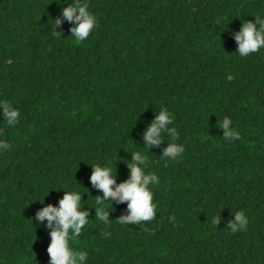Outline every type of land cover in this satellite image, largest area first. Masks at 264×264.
<instances>
[{
	"label": "trees",
	"instance_id": "obj_1",
	"mask_svg": "<svg viewBox=\"0 0 264 264\" xmlns=\"http://www.w3.org/2000/svg\"><path fill=\"white\" fill-rule=\"evenodd\" d=\"M75 2L0 0V101L20 113L8 126L0 108V264H50L51 229L35 215L65 191L89 213L69 240L82 264H264V47L241 56L235 40L264 19V0H80L96 18L81 42L74 22L53 27ZM162 108L184 148L175 160L162 156L167 131L144 141ZM225 117L241 139L223 138ZM136 151L159 180L155 218L121 224L127 202L109 200L105 224L94 165L118 185ZM241 210L247 229L233 233Z\"/></svg>",
	"mask_w": 264,
	"mask_h": 264
},
{
	"label": "clouds",
	"instance_id": "obj_2",
	"mask_svg": "<svg viewBox=\"0 0 264 264\" xmlns=\"http://www.w3.org/2000/svg\"><path fill=\"white\" fill-rule=\"evenodd\" d=\"M62 19L74 22L71 27V35L77 42L84 41L93 28L96 26V18L88 10L87 3H81L76 0L62 9V17L55 19L53 27L61 25ZM259 25V27H257ZM57 35H62L56 30ZM235 40L238 43L236 51L241 56H248L250 53L257 52L264 47V19L257 16L255 21L248 20L242 23L239 32L235 34ZM0 108L3 109V117L8 126L15 125L20 118L18 109L12 107L7 101H0ZM173 117L166 108H162L151 122L150 126L143 133L145 144L151 148L153 145H159L162 142L161 131H167L173 142L163 151V157L175 160L184 148L174 141L179 138V133L175 127L169 128ZM231 120L225 117L220 127L224 129L223 138L225 140H239L240 133L233 130ZM0 148L7 149L9 145L0 141ZM132 160L128 163L130 168V177L120 184H116L112 169L107 166L94 165V170L90 180L94 187L103 192V196H96L95 217L108 223V211H105V201L127 202L128 214L121 215L118 222L121 224H139L145 221H151L156 215V205L153 203V192L149 185L159 183L155 173L145 174L144 167L149 163L148 157L142 155L139 151L132 152ZM115 185V187H113ZM81 194L76 191H65L63 197L59 200V206L48 204L35 215V219L41 223L47 219V227L51 229V241L47 252L50 257V264H82L87 258V252L75 251L69 245V240L75 241L80 236L82 228L87 224L89 213L81 209ZM43 203V201H41ZM220 216L212 218V224L218 225ZM248 219L244 212L237 211L234 219L228 221V228L233 233L246 230ZM104 235H110L105 233Z\"/></svg>",
	"mask_w": 264,
	"mask_h": 264
}]
</instances>
